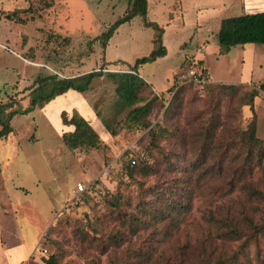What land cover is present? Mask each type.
Masks as SVG:
<instances>
[{"label": "rangeland", "instance_id": "rangeland-1", "mask_svg": "<svg viewBox=\"0 0 264 264\" xmlns=\"http://www.w3.org/2000/svg\"><path fill=\"white\" fill-rule=\"evenodd\" d=\"M132 2L0 0V100L26 106L41 75L128 71L154 48L155 29L137 15L105 45L99 35ZM241 13L233 0H148L166 49L137 68L151 85L142 100L157 96L148 127L125 119L131 105L104 74L82 93L98 147L64 142L74 128L61 125L63 110L59 122L61 106L51 120L40 107L11 118L0 137V264H45L39 246L59 264H264V57L255 62L264 45L222 53L217 37L219 19ZM196 61L233 87L180 81ZM152 126L165 132L150 142ZM131 155L140 157L133 168ZM78 182L88 192L78 195Z\"/></svg>", "mask_w": 264, "mask_h": 264}, {"label": "trees", "instance_id": "trees-1", "mask_svg": "<svg viewBox=\"0 0 264 264\" xmlns=\"http://www.w3.org/2000/svg\"><path fill=\"white\" fill-rule=\"evenodd\" d=\"M148 9V0H133L130 6L126 9L125 13L117 18L113 24H111L106 31L99 35L102 40V44L105 45L109 37L115 32L116 28L123 22L130 21L135 16H141L143 24L155 29V35L152 39L154 48L151 52L140 58H137L133 65L129 67L128 71H105L103 73L102 68L99 70H92L83 74H78L70 77H59L57 74H47L37 76L36 79L28 86L29 92L24 99H28V104L23 106L22 101H17L12 95H9L7 101L0 100V137H6L13 131L10 125L11 118L16 114H27L35 107H42L49 102L55 96L60 95L73 89L77 92L83 93L88 90L94 78L105 75L113 80L116 84L115 92L121 102H126L131 105L127 112L125 119L130 123H134L137 126L143 128L148 127L149 123L147 116L149 115L154 100L157 98L155 91H150V97L146 100H142L140 97L142 92L151 86L146 82L137 72V68L140 64L155 60L158 56H162L166 53V49L162 44L163 28L159 27L153 21L146 19ZM218 43L221 52H226L232 46L244 45V44H263L264 45V11L255 13H243L236 16L223 17L220 19L217 29ZM264 56L256 61H260ZM256 58V55H255ZM201 62V61H199ZM194 66L203 67L201 63L196 61ZM186 68V67H185ZM205 70V68H203ZM206 71V70H205ZM175 86V82L172 87ZM205 89L210 87H223L232 88L231 84H214L213 81L206 83L203 86ZM258 92L255 89L249 90L250 99L252 100L257 96ZM143 101V102H142ZM142 102L141 104H139ZM62 126H74V129L66 134H63L64 142L71 148L78 146L98 147L100 144L99 137L96 131L91 127L90 123L77 111H73V114L68 118L66 111L61 112ZM66 124V125H64ZM106 130L114 135L116 131L114 127L105 126ZM165 131H160L157 127H150L148 136H150V142ZM255 122L252 121L249 125L248 139L251 142H256L255 136ZM134 157L135 163L130 164V159ZM138 155H131L127 160V166L133 168L138 164ZM141 160V159H140ZM88 192V189L83 193ZM83 193L81 195H83ZM47 232L44 235V241H46ZM43 262L45 264H59L57 256L54 253L49 255L43 254ZM30 264V263H27Z\"/></svg>", "mask_w": 264, "mask_h": 264}, {"label": "crops", "instance_id": "crops-1", "mask_svg": "<svg viewBox=\"0 0 264 264\" xmlns=\"http://www.w3.org/2000/svg\"><path fill=\"white\" fill-rule=\"evenodd\" d=\"M233 3L239 6V8L242 11L241 14L264 11V0H233ZM244 45H248V44H244ZM212 81H216V80L213 79ZM69 103L71 104V106L68 108L66 105ZM57 106H61L58 109V119L60 123H61L60 112L62 110H67V109H76V110L78 109L81 115L88 122L91 121L94 122L97 119L94 110L91 108L84 95L73 89H69L65 93L55 96L49 102L44 104V106L40 107V112L51 120V118L48 115V112L53 111ZM68 127L74 128V126H68ZM27 259L28 257L24 258V260H21L20 262H18V264H23Z\"/></svg>", "mask_w": 264, "mask_h": 264}, {"label": "built area", "instance_id": "built-area-1", "mask_svg": "<svg viewBox=\"0 0 264 264\" xmlns=\"http://www.w3.org/2000/svg\"><path fill=\"white\" fill-rule=\"evenodd\" d=\"M178 79L180 81H187L190 83H193L200 88H202L206 83L211 82L210 75L208 74L207 71L203 69V67H186L183 68L179 73H178ZM143 155V152L140 153ZM135 163V158L132 157L130 159V164ZM88 189V185L83 183V182H78L75 190L78 195H81L84 191ZM40 247V254H46L47 250L46 248L39 246Z\"/></svg>", "mask_w": 264, "mask_h": 264}]
</instances>
